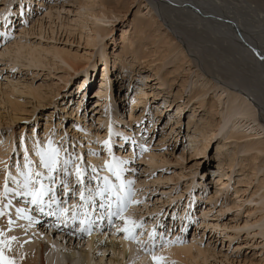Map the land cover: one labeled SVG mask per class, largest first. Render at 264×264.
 <instances>
[{
	"label": "rangeland",
	"instance_id": "1",
	"mask_svg": "<svg viewBox=\"0 0 264 264\" xmlns=\"http://www.w3.org/2000/svg\"><path fill=\"white\" fill-rule=\"evenodd\" d=\"M73 1L0 0V96L2 92L14 94L21 107L11 113L0 104V151L6 159L3 167L8 172L22 168L27 153L36 172L30 146H37L48 134L63 157L54 180L58 185L67 182L76 191L72 198V190L63 194L70 206L83 203L81 191L87 196L95 193L98 198L102 193L101 197L109 198L97 183L103 174L102 141L112 136V156L122 162L117 174L130 197L122 207L128 209L124 216L135 221L132 233L136 230L140 235L136 241L129 239L137 254L143 253L141 243L145 239V246L151 241L159 248L165 242L192 247L188 260L165 259L159 264H264V237L258 235L264 229V105L258 109L233 89L232 83L226 89L230 79L219 66L213 61L207 64L204 52L197 57L190 55L167 29V17L162 18L155 10L149 12L147 2L142 3L145 0H86L88 6L84 7ZM186 13L174 7L169 11L177 21L176 29L189 38ZM139 20L145 22L143 32L135 30ZM128 27L134 31L131 41L123 44L121 36ZM95 28L104 30L96 35ZM16 43L22 45V55H7ZM26 49L40 62L32 61ZM59 53L72 58L79 71L66 66ZM106 60L111 73L104 108L96 109L99 98L95 89L105 74ZM84 83L88 89L82 93ZM144 88L158 98L150 103L147 100L145 110L130 119L131 107L139 102ZM31 89L40 90L44 96L41 104L29 94ZM263 95L257 101H264ZM111 116L116 118L112 122ZM191 118L195 127L188 128ZM26 146L29 149L23 153ZM252 158H257V163H252ZM77 165L82 185L77 180ZM251 168L256 174L246 184L242 180L252 173ZM114 177L112 174L108 184L115 182ZM219 177L226 178L225 188L216 183ZM5 182L8 196L2 197L4 209L16 200L14 210L22 209L29 223L33 215L44 218L42 211L31 209L30 199L10 190L15 185L9 179ZM237 190H241L238 196ZM80 206L87 211L88 203ZM14 213L8 226L21 234L13 235L18 241L36 247L51 239L63 258L69 257L68 250L78 261L82 252H89L88 238H82L80 244L76 241L75 249H67L68 239L54 233L57 230L50 233L40 224L45 228L40 232L41 220L36 222L38 234H25L23 230L28 229L20 227ZM113 229L110 224L95 239L120 242L121 236H113ZM230 233L235 238L229 241L226 237ZM93 259L94 264H131L130 259L125 261L110 249L94 251Z\"/></svg>",
	"mask_w": 264,
	"mask_h": 264
},
{
	"label": "bare ground",
	"instance_id": "2",
	"mask_svg": "<svg viewBox=\"0 0 264 264\" xmlns=\"http://www.w3.org/2000/svg\"><path fill=\"white\" fill-rule=\"evenodd\" d=\"M84 1L86 0H75L73 2L77 3V6L79 7L88 6V4H86ZM145 2H147V5H146L147 8L149 7V12L151 10H155L162 18L163 16L167 17L164 20V21L167 20V26H166L167 29L173 32L175 37L177 36L179 38V41H181L183 46H185V48L188 49V52L190 55L197 54L196 55L197 57L201 52H204L206 54L207 64L210 61H213L214 63H216L217 66H219L218 69H220L224 73V75H226L227 78L230 79V84H225L226 89H228L232 83L234 84L232 86L233 89H237L236 91L248 97L249 98L248 100L253 102V104H255L258 109L261 106V103H262V106L264 105V101L262 100L257 101V98H259L264 93V0H145L142 3H145ZM173 7L181 8L187 12L186 13L188 16L187 21H188V25L190 28L189 38L183 37V35L176 29L177 21L175 20L174 17L171 18L172 15L169 14V11H172ZM138 13L140 14L142 12H138ZM167 13L169 16H167ZM144 24H145L144 21L139 20L138 23L135 25V30L137 32L138 31L143 32L142 29L145 28ZM103 30L104 29L95 28L96 35L101 34ZM132 30H133V27L130 30H129V27L124 29V32L121 36V41L123 42V44H126L129 41H131L130 36L132 35L131 34ZM22 50H23L22 45L16 43L14 47H10L7 50V55H10L11 52L16 53V54H21ZM25 51L27 52L26 54L30 56L32 61L35 60L37 63L40 62L39 58L35 55L33 51H31L30 49H26ZM59 54L63 56L62 62L66 66H68L70 69L74 70L75 72L79 71L80 67L77 66L76 62L72 58L62 53H59ZM0 56H3V55H0ZM108 69H109L108 61L106 60V68L104 69L105 74L103 75L102 80H100V85L97 87V89H95V96L99 98V100H97L96 102V107H97L96 109L104 108L103 105H104V99L106 96L104 92L106 88L108 87V79H107L108 75H110L111 73V70L109 71ZM99 78H100V75H99ZM215 81H218V80H215ZM80 87L84 88L82 93L86 92V90L88 89L87 83L82 84ZM29 94L32 95L35 100H38L39 104L42 103L44 96L41 94L39 89L38 90L31 89L29 91ZM13 95L14 94H6V92L4 93L2 92V96H0V98L3 99V104L2 103L0 104L7 106V109L10 110L11 113L17 112V110H21L19 101H16ZM139 95L141 96V99L137 100L139 102H137L131 107L130 119L132 118L135 119L136 115L140 112L142 108L145 110L146 108L145 103L147 102V100H149V103H150L151 99L158 98V96H156V94L152 90H149L148 88H144V90L142 89ZM263 98H264V95H263ZM82 104H83V100L80 102V106L83 107L84 104L83 105ZM203 104L204 103H201V107L204 106ZM144 110H142L141 113H144ZM194 112H195V117H196L197 111H194ZM113 116H111V122L116 119V118L113 119ZM15 119L14 117H12L11 121L14 122ZM261 123L264 124V122L262 121ZM178 127H180L179 124H177L176 129H178ZM193 127H195V124H193V120L191 118L188 124V128H193ZM256 137L257 136L253 137V139H255ZM258 137H260V134H258ZM43 140L44 141H42L40 144H37V146L35 145V143L31 144L30 146V148H32L31 156L33 157L32 160L35 162V164H37L35 171H39L43 174L39 177L40 182L44 185L45 189H47L48 187H52L53 192H55L56 190L55 186H58V184L56 183V180L50 179L47 170L43 168L42 166H40V157L37 155V153L45 149L49 141L52 142V145L54 147H56V145L54 144V141H53L54 139L51 140L50 138H48V134L45 135V138ZM102 142L105 147V157H100V165H102L103 174L101 175V180L99 179L100 181H98L97 184L99 188L101 187L100 189L102 190L104 189L103 191L109 194L108 199L114 202L108 205V203L104 201L105 203L103 207H101L102 200L100 202V200L98 201V199H95V193H94V196H92L93 194L90 196H87L85 194L84 195L85 200H83V203L81 204L83 205V204L88 203V206H85V207H88L86 212L88 215H91V216L101 214V213L98 214L95 212L96 208H100L102 213L106 212L105 209H107V211L112 210V209H119V210L123 209L122 207L124 206L125 201L127 202L128 199H130L129 195L126 194L127 192H124L122 189L125 183H123V181L120 178L119 179L117 178V172L120 168H122V162L118 161L116 158L112 156L111 149H112L113 137L106 136L104 137ZM106 142L110 147L105 146ZM23 146H24V143H23ZM28 149L29 148L27 146L26 148L23 147L22 149L23 153H26V150ZM133 149L135 150V147ZM61 158L63 157L60 155V162L57 165V169H58V166L62 162ZM5 160L6 159H4V156H2L1 151H0V206H1L0 212H3V215H0V233H3V235L0 236V240H4L6 242L4 245L5 257L7 259L14 261V264H94L93 262L94 251L97 250V252L99 253H104L108 251V249L112 250V252L114 253L118 252V255H120V257H122L125 261H128V259H130L131 264H146V263L147 264H157V261L160 263L162 262V260H165V259H175L178 261H186L192 256L191 254L192 247L190 246L179 248V246L175 247V243L173 246L170 244L165 245L166 243L165 242L163 246L159 248L157 244L151 243V241H149L150 242L149 244L147 242L146 246H148V252L144 253L145 248H146V246L144 245L145 239H143L141 243L143 253L137 254L135 252L136 248L134 249V247L132 248V246H130L131 243L129 240L130 239L129 235L130 233L132 235V229L135 226V221L129 219L128 217H125L124 215L114 217L111 223L113 228L116 229V230L113 229L114 231L112 230L113 236H116L117 238L121 236L119 238L120 242L112 243V242H108L109 240L106 242H102L104 238L95 239L99 235H97L98 233H94L87 241L88 248H90L89 252H86V251L82 252L81 260L79 261L76 259L75 254L68 250H67V254L69 255V257H67V259L65 257L63 258L58 253L57 247L50 241L51 239L47 241L48 243L39 242V244H37L36 247L32 243L25 244L21 241H18L16 239V236H13L17 234L18 232L16 233L8 226V224H11L9 223V221L12 219V217L10 216L11 213L15 212L14 215H15L17 223L21 225L20 227L25 226V228L28 229V230H23L25 234L32 233V232L38 234L36 232L37 231L36 222H39L41 218L36 215H33L32 220H31L32 223H29L25 213L22 212L18 214V212L14 210L15 205L17 206L18 204V201L16 200H12V204H7L6 209H4V207L1 205L3 194H4V198L8 196L7 192H5V188H3L4 184L6 183L5 182L6 179H9L15 185V186H12V185L10 186V190L13 191L14 193L21 194L25 191L23 187L24 182H25V177L24 175H21V173L26 172V169L24 167L25 162H23V165L21 164L22 168L19 169L18 167H16L14 171L8 172L7 169L3 167V165L6 163ZM251 161L252 163H257L256 161L258 160L257 158H252ZM92 162H95V161H92ZM106 164L114 165L115 167L113 168V170H110L108 167L105 166ZM60 169L61 168H59V170ZM252 170L253 169L251 168L252 173L247 174V176H245V178L242 180L244 183L248 184V182L252 178V175L256 174V172ZM112 174L113 176H115L114 177L115 182L108 184V182L112 179ZM51 176L52 177L55 176V172L51 173ZM39 178L37 177L36 179H39ZM59 179L61 178L59 177ZM106 180H107V184L105 183ZM216 183H218L221 188H225L227 186L226 178L224 177L216 178ZM39 186H40L39 184L36 185L37 188ZM260 186L262 185L260 184ZM259 192L260 191H258L257 193ZM240 193H241V190L240 191L237 190L236 195L238 196ZM257 193H254V194H257ZM48 196L50 197V195H46L44 197V200H46ZM25 197L31 200L30 196H25ZM261 197H264V196H261ZM50 203H51V206H53V203L51 202V199L49 198L48 201L46 202L48 207ZM33 205L34 204L30 202L31 209L33 210L35 207L36 213H41L40 212L41 210H39L37 205H34V206ZM115 212H117V210L112 211V214ZM107 219L108 221H110L109 218ZM83 220L85 224L86 218H83ZM91 220L93 219L91 218ZM125 221H128V224H125ZM41 227L42 225H39L38 228H41ZM126 227L131 229V231L130 232L123 231V229ZM15 230H18V229L16 228ZM262 230L260 233H258L260 237H264V232H262ZM43 231H45V228L44 229L41 228L40 232H43ZM57 231L58 232H54L52 230V232L58 235L60 233L63 234V236L61 237L63 238L65 237V240L68 239L69 245L68 243L66 244L67 249L70 247H72L71 249H75L76 247H74V243L76 241H79L78 243L80 244L82 240V238L79 239L80 235L77 233L74 234L72 232L66 233V231H59V230ZM119 231L122 234H119L120 233ZM17 235H21V234H17ZM233 235L235 234H231V233L227 234V237H226L227 240L229 241L233 240L235 238ZM143 238H146V237H143ZM153 246H156V247L154 248ZM157 248H159L158 251H156ZM114 262L115 261L110 260V263H114Z\"/></svg>",
	"mask_w": 264,
	"mask_h": 264
},
{
	"label": "snow or ice",
	"instance_id": "3",
	"mask_svg": "<svg viewBox=\"0 0 264 264\" xmlns=\"http://www.w3.org/2000/svg\"><path fill=\"white\" fill-rule=\"evenodd\" d=\"M106 147H110L107 142L105 143ZM37 155L40 157V166H42L43 168H45L49 174V178L54 180V177L51 176V173L56 172L57 169V165L60 162V149L57 147H54L52 145V142L49 141L48 145L45 147V149L39 151L37 153ZM25 169L26 172L21 173V175H24L25 177V182H24V189L25 191L23 193H21L22 195L25 196H30L31 197V202L34 205H37V207L43 211V204H44V197L46 195H49L50 193L53 192L52 187H48L47 189L44 188V185L40 182L39 179H36L37 177H40L41 175H43L41 172L36 171L33 172V166H32V162L29 160L27 153L25 154ZM69 163V161H65V164ZM106 167H108L110 170H113V168L115 167L114 165H105ZM76 175H77V180L78 182L82 185L83 184V180L81 179V171L79 166L77 165L76 167ZM117 178L119 179V175L117 174ZM105 183L107 184V180L105 181ZM131 183V182H129ZM39 184L40 186L37 188L36 185ZM65 189H67V184H65ZM8 191L7 188V184H5V192ZM102 195V193H101ZM51 202L56 203L57 205H59V201L56 200L55 196H51L50 197ZM81 199L85 200V196L83 191H81ZM49 207H51V203L49 204ZM101 207H103V205H101ZM64 213H67L69 210L68 209H63L62 210ZM18 214L22 213L23 210L22 209H18L17 210ZM51 214V213H50ZM0 215H3V212H0ZM77 213L75 211H72L71 213V219L72 221L75 223L76 219H77ZM86 215V214H85ZM112 213L109 212V217H111ZM117 216L120 215L119 212L116 213ZM30 219V217H29ZM66 222V221H65ZM80 224L82 226V230H83V225H84V220H80ZM125 224H128V221H125ZM123 231L125 232H130L131 229L129 228H124ZM3 233H0V236H2ZM14 239V237H13ZM5 241L4 240H0V264H14V261L7 259L4 255V245H5ZM10 243V242H9ZM155 259V258H154ZM157 264H159V262L157 261Z\"/></svg>",
	"mask_w": 264,
	"mask_h": 264
}]
</instances>
